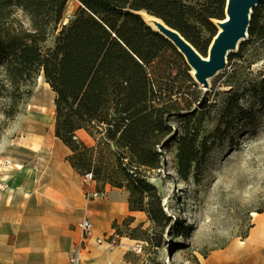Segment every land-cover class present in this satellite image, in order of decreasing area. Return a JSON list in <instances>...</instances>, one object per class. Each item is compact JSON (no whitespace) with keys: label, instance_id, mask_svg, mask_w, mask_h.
<instances>
[{"label":"trees","instance_id":"1","mask_svg":"<svg viewBox=\"0 0 264 264\" xmlns=\"http://www.w3.org/2000/svg\"><path fill=\"white\" fill-rule=\"evenodd\" d=\"M77 1L66 21L70 0H0V91L10 88L7 96L17 107L30 94L31 81L43 76L55 93L54 133L70 149L71 165L83 176L92 173L100 185L125 188L130 210L147 212L157 225L168 222L163 195L148 173L161 167L159 148L166 146L175 117L183 120L178 172L189 178L194 163L210 151L206 142L199 146L210 99L185 56L141 12L161 18L206 56L227 0ZM18 10L29 25L16 17ZM54 31V46L44 49ZM263 51L264 0L254 8L249 39L229 56L247 59L231 73L237 81L219 114L218 136L254 118L246 96L252 106L264 105V78L250 91L238 81L245 62ZM80 130H96V144L81 139Z\"/></svg>","mask_w":264,"mask_h":264},{"label":"rangeland","instance_id":"2","mask_svg":"<svg viewBox=\"0 0 264 264\" xmlns=\"http://www.w3.org/2000/svg\"><path fill=\"white\" fill-rule=\"evenodd\" d=\"M78 5L77 0H70L65 12L66 21ZM15 15L29 25L21 10ZM215 22L220 30L219 20ZM57 34V31L52 32L43 43L44 49L54 46ZM248 39L249 36L243 41ZM240 45L233 52H238ZM229 56L225 67L210 77L207 88L200 84L210 100L204 109L199 146L203 149L202 144L206 142L209 153L194 163L188 179L181 177L177 153L183 120L174 117L170 121L173 131L166 138V146L159 148L162 151L161 167L148 173L149 180L163 195L162 207L170 220L157 225L147 212L142 211L140 219L130 216L113 223L125 243L135 240L144 243L141 253H127L131 264H250L251 252H242L248 250L246 237L254 224L253 212L264 211V105L252 106V97L246 96L245 104L254 110V118L240 121L224 136L215 133L232 83L237 81V78H231V73L241 60L247 59L244 56L231 60ZM263 78L264 51L255 60L250 58L245 62L238 81L250 91ZM27 89L30 94L24 95L17 107L11 105L7 96L10 88L0 91V159L8 158L41 169L43 157L34 148L57 147L54 143L55 93L41 75L36 76ZM11 110L15 113L7 116L6 112ZM37 134L43 136L41 146L30 144L35 142V137L40 138ZM88 135L84 141L95 145L96 130ZM10 170L0 172V180L9 176L12 185L20 179L21 184L31 182L27 173L21 177L18 170ZM249 184L254 188L258 186L261 191L246 199L243 192ZM24 195L16 190L13 200L7 203L9 196L0 190V232L11 234L12 225L18 224V214L24 209ZM30 206H26V211ZM0 241L10 243L12 238L0 235ZM233 251L243 255L232 256Z\"/></svg>","mask_w":264,"mask_h":264},{"label":"crops","instance_id":"3","mask_svg":"<svg viewBox=\"0 0 264 264\" xmlns=\"http://www.w3.org/2000/svg\"><path fill=\"white\" fill-rule=\"evenodd\" d=\"M37 135L40 138L35 137V142L30 144L41 146L43 136ZM78 135L83 140L89 138L85 130H80ZM54 143L56 148H34L43 157L41 169L12 160L10 171L18 170L21 177L27 173L31 182L21 184L20 179L12 185L8 180L7 203L13 200L16 190L25 193L26 201L11 234L0 232L2 237L12 238L10 243L0 241V264H70L71 252L80 245L82 264H131L127 256L131 243H125V238L115 248L109 247L108 238L102 243L96 239L111 233L115 221L119 223L130 216L140 219L143 212L129 209V192L125 188L85 181L68 160L70 149L56 136ZM94 190L104 191L106 198H87V192ZM84 218L95 224L93 237L86 240L80 227ZM246 241L248 250L242 253L251 252L250 264H264V211L254 215Z\"/></svg>","mask_w":264,"mask_h":264},{"label":"water","instance_id":"4","mask_svg":"<svg viewBox=\"0 0 264 264\" xmlns=\"http://www.w3.org/2000/svg\"><path fill=\"white\" fill-rule=\"evenodd\" d=\"M262 1L227 0L226 17L219 20L221 29L216 33L210 45L209 54L206 56L177 29L166 24L161 18L156 17L164 25L155 30L161 32L175 44L185 56L192 71L196 70L195 75L192 72L196 81L207 88L209 86V78L225 67L229 54L239 47L244 40L243 38L249 36L254 8L259 6Z\"/></svg>","mask_w":264,"mask_h":264},{"label":"built area","instance_id":"5","mask_svg":"<svg viewBox=\"0 0 264 264\" xmlns=\"http://www.w3.org/2000/svg\"><path fill=\"white\" fill-rule=\"evenodd\" d=\"M12 160L11 159H0V172H5L8 169L12 168ZM8 177L3 178L0 180V190L3 192H7L10 189L9 183H8ZM85 181H92V173H87L84 175ZM87 198L89 199H104L106 198V194L104 191H88L87 192ZM80 227L83 232L84 240L93 237L95 224L90 218H84L81 223ZM108 238V245L110 248H115L121 243L122 236L118 232L117 228L114 227L113 231L111 233H107L103 235L102 237H98L96 240L99 243H102L104 240ZM83 240V241H84ZM144 243L140 240H135L133 243L129 246V251H132L134 253H141L143 250ZM70 264H82V245L74 249L69 258Z\"/></svg>","mask_w":264,"mask_h":264},{"label":"bare ground","instance_id":"6","mask_svg":"<svg viewBox=\"0 0 264 264\" xmlns=\"http://www.w3.org/2000/svg\"><path fill=\"white\" fill-rule=\"evenodd\" d=\"M142 13V15H143V17L145 18V20L154 28V29H159L161 26H163L164 24H163V22L160 20V19H158V18H156V17H154V16H151V15H149L148 13H146V12H141ZM243 39H245V38H243ZM193 74L195 75V73H196V70L194 69L193 71ZM210 79V78H209ZM253 214H256V212L254 211L253 212ZM232 256H241L242 255V253L240 254V252H234L233 251V253L231 254Z\"/></svg>","mask_w":264,"mask_h":264},{"label":"clouds","instance_id":"7","mask_svg":"<svg viewBox=\"0 0 264 264\" xmlns=\"http://www.w3.org/2000/svg\"><path fill=\"white\" fill-rule=\"evenodd\" d=\"M260 191L261 189L258 186L254 188L252 184H249L247 190L243 192V196L246 199H251L255 194H258ZM205 223H208V221L206 220Z\"/></svg>","mask_w":264,"mask_h":264}]
</instances>
